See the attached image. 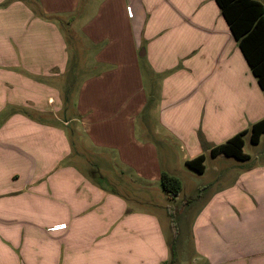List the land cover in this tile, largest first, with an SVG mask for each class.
<instances>
[{
  "label": "crops",
  "instance_id": "1",
  "mask_svg": "<svg viewBox=\"0 0 264 264\" xmlns=\"http://www.w3.org/2000/svg\"><path fill=\"white\" fill-rule=\"evenodd\" d=\"M137 1L141 7L155 1L161 21L160 45L141 56L130 36L121 33L128 41L118 44L111 29L104 31L97 14L80 28L93 46L109 41L96 52L75 108L81 131L115 152L128 171L112 179L78 171L81 153L72 152L67 136L72 120L65 121L67 129L42 120L50 115L58 122L64 108L62 74L75 69L71 45L79 35L68 39L78 19H68L63 5L76 3L0 0V264L168 263L179 241L172 252L158 215L130 203L147 206L150 192L161 196L163 171L182 181L184 203L191 200L179 211V224L183 218L190 223L195 260L264 264V157H212L214 180L198 184L191 196L178 170L164 168L161 152L171 157L178 148L189 168L187 161L205 156V145L212 150L264 119V91L216 0ZM51 15L58 21L50 22ZM144 58L151 62L145 67ZM147 71L155 78L174 71L157 83L162 91L151 112L157 95L148 90ZM145 110V118L136 119ZM205 158L204 173L189 170L207 174ZM60 160L66 168L53 172ZM196 199L205 201L192 209Z\"/></svg>",
  "mask_w": 264,
  "mask_h": 264
},
{
  "label": "rangeland",
  "instance_id": "2",
  "mask_svg": "<svg viewBox=\"0 0 264 264\" xmlns=\"http://www.w3.org/2000/svg\"><path fill=\"white\" fill-rule=\"evenodd\" d=\"M39 6H41V1H48V0H35ZM64 1H70L72 0H64ZM155 1H144L143 6L141 7L140 1L137 0H115L111 1V7L109 10L108 7V0H76L73 2L76 3L75 7L72 9V5L68 3H64L63 5V14L65 16H68V19H71L73 17H76V20L78 19V22L75 23V29L73 34L70 32L68 34V39L72 40V37L78 36V42L76 40V44H74V41L72 40L73 44L71 45V50L74 55H76V60L74 62L75 69L71 70V67L69 71L64 72L63 78L65 79L61 80L62 86L65 89V97L63 101L64 108L60 112L59 116L57 117L58 122L52 118L50 115H48V118L42 119L45 121H48V125L56 126L60 129H67L68 128V139H69V145L72 148V152H74V149L76 152L81 153L79 156V172L82 174H86L91 177V175H102L106 177H110L112 179H121L122 173L127 174L128 171L124 168L123 165L120 164V160L118 159L119 156L116 155L115 152L109 151L107 149H103L99 146H97L93 141V135H88L81 131V120L82 115L78 113V109L75 107L77 106L76 99L79 97L80 90L82 88L81 84L83 81L88 80L91 78L92 74L94 73V57L96 55V52L99 53L102 51V49H105L109 41L104 39L101 41V44L99 46H93L92 41L88 38V34L85 32L86 38L81 37V30L80 28L82 26L89 25V21L92 20L94 14H97L99 16V23L101 24V27L105 28L104 31H107L111 29L114 32V35L117 37H114L117 39L118 44L121 41H128V40H121L120 35L121 33L127 36H130L132 41L134 40L139 44L142 48L139 51V56L142 53L143 49L147 47H152L156 45H160L159 42L162 41V38L157 34L158 30L161 28L160 24L161 21L159 19V14L156 11V4H153ZM127 7H129V11H131V16L129 17L127 15ZM39 9V8H38ZM109 10V11H108ZM40 15L44 14V11L38 12ZM113 16V20L110 19V15ZM44 17V16H40ZM50 22H57L58 19L54 17V15H51L50 18H47ZM110 19V21H109ZM92 22V21H91ZM63 23V22H62ZM64 27H66V24L63 23ZM111 26V27H109ZM87 31V29L85 30ZM157 40V41H156ZM88 44V46H87ZM82 45H84V52L81 53ZM86 49V50H85ZM83 54V55H82ZM149 58H144L143 64L145 67V63H151ZM99 68V67H98ZM151 69V65L149 67ZM97 69V68H96ZM174 71L164 73L160 76H156V78L152 75V72L149 73V71L145 72V78L147 81V87L150 93L156 94L157 96H153L154 99H151L149 102V108L150 112L153 110L151 108L152 106H155L157 103V97L159 98V90L162 91V82L157 84L158 82L165 80L167 77L173 74ZM153 76V77H152ZM56 80H54V83ZM53 83V84H54ZM157 84V86H156ZM55 87V86H54ZM28 88H26L27 90ZM75 109V110H74ZM28 114L34 117V114L31 110H27ZM27 114V113H26ZM146 114V110L142 113H138L136 119L142 120V117H144ZM76 116L78 121L76 120ZM145 118V117H144ZM143 118V119H144ZM30 120L36 121L35 117L31 118ZM72 120L69 124V127L65 128V121ZM143 122V121H142ZM79 127V132L74 131ZM251 129L252 126L248 128L247 134L244 137L245 140V147L244 152L249 155L252 158L257 157L259 154L264 157V137L261 139V142L259 144H253L251 142ZM227 142V141H226ZM225 142V143H226ZM224 144V143H223ZM206 147H203V151L205 156L207 157V166H208V172L204 176H201L200 174H196L195 172H192L189 170V168H186L184 162L181 161V157L183 155L181 150H177L178 148H175L176 150H170L171 157H168L164 150H161L163 153L162 162L165 166L164 168L166 170H172L175 168V170H178V174L182 175L184 178V184L186 185L187 193L192 194L191 196H196L194 194V189L198 184H209L211 183L214 178L212 177L211 169L214 167V163L212 162V156L210 153L211 145L208 147V145H205ZM207 148H210L209 150ZM221 157L226 158V156L221 155ZM66 164L60 160L59 165L56 168H53L52 171L55 172L56 170L66 168ZM75 169V168H74ZM12 168L10 167V173L12 172ZM51 171V172H52ZM165 172V171H163ZM167 172V171H166ZM169 173V171H168ZM91 174V175H90ZM171 174V173H170ZM193 175V177L191 176ZM102 185H108V181H101ZM165 193V192H164ZM161 194V196L156 195V192H150V198L149 202H152L151 205L147 206H141L138 205L135 201H131L130 203L132 207L136 208H146L149 210V212H153L158 215V217L161 219L162 224L165 228L166 236L168 237V241L172 244H175L178 242V254L174 256V258H170L168 263L166 264H202L196 259L195 252L193 250L192 246V237H191V229H190V223H188L187 218L184 220V218L180 221L179 224V211L185 206L184 203V194L179 196L177 201L171 202L166 198L165 194ZM182 193V192H181ZM165 197V198H164ZM129 200V199H128ZM188 200V199H187ZM186 200V201H187ZM190 200V199H189ZM185 201V202H186ZM203 200L196 199L195 203L191 207L192 209H197V207L200 205V203ZM171 207L174 210H176V225L179 229V234L177 238L174 237V230L171 226V218L168 216V223H166V220L164 221V217L166 219V215H168V208ZM53 221L58 220L60 218V212L59 210H53ZM185 215V214H184Z\"/></svg>",
  "mask_w": 264,
  "mask_h": 264
},
{
  "label": "trees",
  "instance_id": "3",
  "mask_svg": "<svg viewBox=\"0 0 264 264\" xmlns=\"http://www.w3.org/2000/svg\"><path fill=\"white\" fill-rule=\"evenodd\" d=\"M216 2L253 75L264 91V4L258 0H216ZM246 134L247 131L240 132L226 143L214 147L211 156L215 158L224 155L237 160H248L249 155L244 152ZM263 135L264 119L252 126L251 142L259 144ZM205 160V156L201 155L187 161L186 164L190 169L202 174L205 171ZM161 183L168 200L177 201L183 190L182 181L168 172H162ZM190 202L191 200H188L186 204ZM168 213L174 237L177 238L179 229L175 222L176 210L169 207ZM170 248L174 252V244Z\"/></svg>",
  "mask_w": 264,
  "mask_h": 264
}]
</instances>
